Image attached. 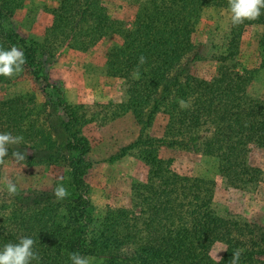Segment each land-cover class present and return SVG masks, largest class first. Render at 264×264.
<instances>
[{"label": "trees", "instance_id": "1", "mask_svg": "<svg viewBox=\"0 0 264 264\" xmlns=\"http://www.w3.org/2000/svg\"><path fill=\"white\" fill-rule=\"evenodd\" d=\"M133 1L139 5L133 28L124 29L103 0H61L42 42L31 43L13 19L24 0H0V46L23 50V70L43 81L47 93L43 102L34 94L0 100V131L24 137L22 145L10 147L8 157L20 150L26 154L24 163L63 162L69 171L68 181L62 182L69 195L63 200L53 197L55 188L15 196L0 189V245L32 236L38 264H71L73 252L106 258L111 264H210L213 247L223 243L226 250L218 264H232L234 253H239L238 264H264V227L217 214L213 181L181 175L173 169V158L158 156L163 147L215 155L222 159L223 176L237 188L262 181L260 168L228 159L226 150L242 146L245 129L257 134L264 146V100L248 94L243 76L238 78L242 88L235 90L211 81L195 86L192 81L197 24L210 7L228 9V0ZM255 24L263 27L264 44V15L232 25L233 38ZM112 32L122 35L123 45L109 57L110 73L122 57L130 59L131 68L125 78L128 101L106 109L135 112L143 129L123 152L143 145L153 161L147 181L133 185L135 207L111 208L97 222L86 180L91 168L86 159L91 143L83 132L90 121L88 109L72 105L63 84L50 83L45 65L46 57L68 40L88 50ZM181 99L189 107L182 109ZM159 113L168 117L163 136L144 139V130ZM40 153L48 158L41 160Z\"/></svg>", "mask_w": 264, "mask_h": 264}, {"label": "rangeland", "instance_id": "2", "mask_svg": "<svg viewBox=\"0 0 264 264\" xmlns=\"http://www.w3.org/2000/svg\"><path fill=\"white\" fill-rule=\"evenodd\" d=\"M103 1L119 27L133 28L139 8L135 1ZM60 2L24 0L13 18L22 36L31 43H41L47 28L53 23L52 11ZM231 33L227 8L210 7L205 10L193 35L198 58L193 65L192 81L195 86L202 87V83L211 81L218 88L232 86L235 90L242 86L238 78L243 76L247 82L242 87L248 94L264 100L263 27L258 24L247 26L239 38H233ZM122 45V35L112 32L88 50H80L72 40H68L52 57H46L45 75L50 83L63 84L68 101L88 109L90 121L83 132L91 143V151L86 156L91 168L86 180L90 185L97 222L102 221L111 208L135 207L137 194L133 185L147 181L153 161L150 150L143 145L123 152L127 145L139 139L143 129L135 112L130 110L118 114L116 108L106 109L128 101L125 78L131 68L130 59L122 57L113 74L108 64L113 49ZM45 85L25 69L12 78L0 79V100L34 94L38 101L43 102L47 94ZM60 113L65 118L64 113ZM167 121L168 117L159 113L153 125L144 130L143 138L162 137ZM242 135L245 136L244 143L237 150L229 145L227 158L264 172V146L258 143V135L249 129H245ZM158 156L173 158V169L181 175L213 181V208L217 214L264 227V174L260 183L237 188L223 176L219 156L165 147L158 151ZM39 158L45 161L48 154L40 153ZM68 177L69 171L63 162L31 165L8 157L0 163L2 190H6L9 180L17 183L18 193L52 190L63 181L67 182ZM225 250L223 243L215 244L210 264H218ZM87 257L91 264H111L106 258Z\"/></svg>", "mask_w": 264, "mask_h": 264}, {"label": "clouds", "instance_id": "3", "mask_svg": "<svg viewBox=\"0 0 264 264\" xmlns=\"http://www.w3.org/2000/svg\"><path fill=\"white\" fill-rule=\"evenodd\" d=\"M228 12L230 22L233 26H239L245 21L257 20L264 15V0H228ZM145 62V57H140V63ZM26 63V57L23 50L16 46L4 47L0 46V77L12 78L21 73ZM180 107H189L188 102L181 99ZM24 137L22 135H14L10 131H0V163L9 156V149L12 146L22 145ZM12 157L17 161H23L26 154L20 150L11 153ZM7 193L15 196L18 193L17 183L9 180L6 182ZM56 200L65 199L69 193L63 183L58 184L53 193ZM37 241L32 236H21L17 241H10L0 245V264H38L39 253L37 250ZM71 264H91L89 258L78 252L69 254ZM239 253H234L232 264H238Z\"/></svg>", "mask_w": 264, "mask_h": 264}]
</instances>
